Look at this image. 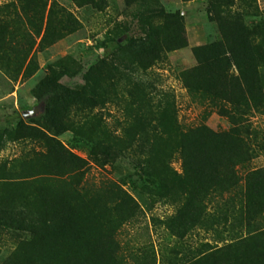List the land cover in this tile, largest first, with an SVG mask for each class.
Here are the masks:
<instances>
[{
	"label": "trees",
	"instance_id": "16d2710c",
	"mask_svg": "<svg viewBox=\"0 0 264 264\" xmlns=\"http://www.w3.org/2000/svg\"><path fill=\"white\" fill-rule=\"evenodd\" d=\"M19 1L30 25L50 41L77 28L71 14L54 0ZM236 1L244 2L206 0V13L216 22L219 38L193 47L195 64L181 74L193 101L226 119L225 130L204 124L183 130L176 122L171 95L165 96L163 105L158 100L152 106L141 93L137 124L126 125V138L120 139L92 112L103 107L109 95L116 96L109 92L113 83L108 81H120V71L115 68L104 77L110 68L104 71L107 64L101 60V68L86 71L79 89H70L58 82L52 65L47 67L33 88L41 111L27 117L29 124L17 112L10 117L21 130L20 137L43 144L45 151L33 157H52L54 168L66 160L62 173L66 178L48 170L11 177L4 164L0 166V227L24 232L0 264H121L113 234L131 218L136 201L115 184L109 185L113 197L100 200L97 191L71 182L82 177L83 160L46 134L68 129L80 135L89 129L85 139L103 158L124 152L138 155L135 163L154 184L153 189L147 185L142 189L174 207L165 218L156 219L168 236L179 240L172 253L180 252L190 230L214 233V243L200 242L188 255H174L170 264H264V165L248 167L256 156L264 157V128L251 121L255 115L264 118V29L259 20L246 24L243 13L232 9ZM12 17L19 19L13 2L0 4V53L8 60V51L15 50L14 74L29 75L36 70L33 39L21 20V26L12 28ZM172 32L153 43L146 37L135 45L144 60L142 69L184 45L180 29ZM73 106L80 113L76 122L69 120ZM175 151L182 161L181 173L168 165Z\"/></svg>",
	"mask_w": 264,
	"mask_h": 264
},
{
	"label": "rangeland",
	"instance_id": "374dc122",
	"mask_svg": "<svg viewBox=\"0 0 264 264\" xmlns=\"http://www.w3.org/2000/svg\"><path fill=\"white\" fill-rule=\"evenodd\" d=\"M7 1L13 2L19 15V19L12 17V28L16 29L23 22L33 39L31 53L36 65V70L29 75L22 72L15 75V50L8 51V60L0 53V166L4 164L8 176L15 177L18 173L31 175L45 170L62 174L68 166L66 160H62L65 163H61L60 168H54L56 162L52 157H33L45 151L43 144L20 137L21 130L16 126V120L10 117L17 112L23 122L29 124L27 117L41 111L42 104L36 103L33 88L46 74L49 65L59 75L58 82L70 89H79L84 83L86 71L93 66L101 68V60L107 64L104 71L110 68L109 73L103 74L104 77H109L115 68L120 71V81H108V85L113 83L108 87L109 92H116V96L109 95L103 107L97 106L92 110L100 116L105 128L120 139L126 138L123 130L126 125L130 126L131 122L137 124L134 120L137 108H143L138 99L141 93L146 94L152 106L158 100L163 105L165 96L171 95L176 122L183 130L200 124L215 131L229 127L226 119L217 115L213 108L194 102L181 79V74L195 64L193 47L219 38L216 22L209 19L206 13V0H54L78 23L75 30L61 33L54 41L44 38L42 31L38 32L30 25L19 0H0V4ZM243 1H236L232 9L243 13L246 24L259 20L264 29V0ZM173 29H180L184 45L166 51L142 69L140 63L144 60L136 54L135 45L146 37L151 43L157 38H164L163 34L168 37ZM94 73L97 75L96 71ZM71 109L69 120L76 122L80 113L74 111V106ZM88 120L91 122V116ZM251 121L264 128V118L255 115ZM89 133V129L82 133L83 138L75 129L57 135L46 132L65 150L83 160V175L80 179L74 177L73 184L97 191L96 196L100 200L113 197L109 185L115 184L136 201V210L131 218L113 234L118 245L116 255L121 264H170L174 255H188L197 249L200 242L214 243V233L195 228L182 238L180 252H177V246L176 253H172L171 248L179 240L168 236L156 219L165 218L174 211V207L142 189L144 185L153 189L154 184L152 178L135 163L138 155L124 152L103 158L93 153L92 142L85 139L84 135ZM168 165L181 173L182 161L176 151L168 158ZM262 165L264 157L258 155L248 167ZM62 175L59 177L66 178ZM23 235L22 231L0 227V262L10 253L18 237Z\"/></svg>",
	"mask_w": 264,
	"mask_h": 264
}]
</instances>
